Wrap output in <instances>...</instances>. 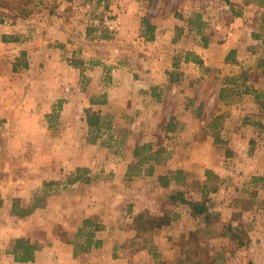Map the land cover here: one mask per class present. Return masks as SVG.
I'll return each mask as SVG.
<instances>
[{
  "label": "crops",
  "instance_id": "crops-1",
  "mask_svg": "<svg viewBox=\"0 0 264 264\" xmlns=\"http://www.w3.org/2000/svg\"><path fill=\"white\" fill-rule=\"evenodd\" d=\"M161 2L48 0V10L36 16L0 23V120H9L12 114L17 119L27 105L39 102L48 103L45 115L35 108L39 120L49 121L58 113L62 120L80 119L87 124L89 109L100 118L98 138L111 142L107 148L111 154L122 155L109 162L108 176L92 184L93 189L101 185L104 193L78 195L89 213L86 218H99L104 226L96 234L102 242L98 248L78 254L74 242L54 239L39 242L34 261L17 262L12 250L27 232L1 222L0 264H160V260L187 264L186 249L193 251L203 241L211 245L214 239L222 244L214 247L216 264H264V113L258 100L264 96L263 19L262 32L254 30L247 36L233 27L224 39L213 35L204 39L205 44L193 35L188 36L194 43L188 44L185 34L180 37L156 28L151 40L144 33L136 37L147 49L132 57L131 66L120 59L113 65L110 55L84 58V41L108 45L117 41L109 30L108 37L91 36L95 22L86 20L82 11L93 14L105 8L101 16L108 14L110 25L119 24L118 30H124L125 22L135 15L134 5ZM64 55L67 59L61 61ZM39 60L45 62L44 68L37 66ZM74 60L80 65H73ZM204 69L211 74L193 81L192 75L203 74ZM34 91L40 92L36 100ZM54 103L59 104L58 110ZM198 106H203V119ZM131 134L135 143L126 148ZM141 137L146 138L142 143ZM94 168L102 172L107 167L95 159ZM7 186L0 183V214L13 218V202L23 201V196L10 197ZM177 192L189 202L204 201L208 218L171 201ZM124 207L128 224H113ZM43 211L37 209L32 216ZM140 214L167 215L172 221L152 231L151 242L142 245L132 227ZM185 218L194 227L186 222L184 245L176 237L185 228ZM16 219L19 223L29 217ZM227 224L238 227L248 244L240 247L221 236ZM78 229L66 231L74 238ZM133 239L137 242L132 245L142 249L131 254V244L125 245Z\"/></svg>",
  "mask_w": 264,
  "mask_h": 264
},
{
  "label": "rangeland",
  "instance_id": "rangeland-1",
  "mask_svg": "<svg viewBox=\"0 0 264 264\" xmlns=\"http://www.w3.org/2000/svg\"><path fill=\"white\" fill-rule=\"evenodd\" d=\"M5 1L9 2L13 7L19 6L32 12V15L29 17H17L16 20H26L38 15L44 9L48 10V0ZM205 2L209 6H206ZM228 2L235 5L236 10L242 13V17L235 18V16L232 15ZM252 4L253 2L249 0H162L161 3L157 4L150 3L144 6L134 5L132 11L135 12L133 13L135 15L130 16L125 22L124 30H118L119 26L122 28L119 24L116 26L110 25L111 20H109L110 16L108 14H105L106 16L104 15L103 17L101 16L103 11L104 13L106 12L105 8H102V6V11L99 10V13L96 12L91 14L86 13V10H84L81 13L83 16L87 17L86 20L95 22V25H93L95 27L91 26L93 28L91 36L105 35L102 32V30L105 29L115 33L117 41L116 43L113 42L112 45H108V43H96L93 40L84 41L83 48L87 53L84 58L88 59L92 54H99V56H104V58L106 57L105 55H110L114 57L113 65L118 62L117 59H120V62H125L131 66L132 57H134V55H143L144 51L147 49L146 44H142V41L136 40L138 35L143 33L144 35L146 34L147 27L144 24L142 25L143 21H147L155 27L153 32L151 34L147 33L146 36H154L156 28H160V30L165 33L171 32L180 37L185 34L184 40L188 39V44L194 43L192 37L188 35L195 36L196 40H199V42L201 41V44H205L204 39L213 35L221 38L220 40L224 39V35L233 31V27L235 29L239 28L240 31L245 32L247 36L255 31L262 32L263 25L261 20L264 18V6L258 9ZM94 10L96 11V9ZM192 13H200L202 17H205L204 22L207 26L201 35L195 30H191L187 25ZM15 14V11L8 13L9 16H5L4 20L14 22L15 19H13V17ZM40 16L42 17V14ZM100 21H102V23H100ZM182 43H186V41ZM118 47H120V50H118ZM46 56L48 59V52ZM43 59L46 58L44 57ZM66 59L65 55L60 58L61 61H65ZM229 59L233 60V53H230ZM38 62L37 66L44 68L45 62H40V60ZM75 63L76 66L80 65L79 62L74 60L73 65ZM39 64L41 65L39 66ZM210 74L211 71L205 72L204 69L203 74H193L192 80H205L206 78L204 75L208 76ZM32 94L34 95L32 99H35L40 95V92L38 94L34 91ZM53 100H55L54 102L58 101V99ZM38 103L27 105L26 111L20 113L17 119L14 117V114H12L9 120H0V183L8 185L6 188H9L10 197L16 195L23 196V201L20 199L14 200L13 205L17 202L20 208H30L34 199L38 196L42 204V208L40 209H45V211L36 216H32V213L28 216V220H22L19 221V223L16 218L27 219V217L20 218L14 215L13 218H10L8 214L3 213L2 215L0 214V224L2 222L4 223L2 225L13 228L16 226L25 228L27 232V237L25 239L35 241L34 243L37 245L41 243L42 245L50 243L54 239L74 242L73 246L75 248V253H77V244H84L86 239L84 237L78 238V234L76 237L72 238L66 230L74 232V230L82 226L83 220L89 216V213L84 209L86 205L78 200V195H96L104 193L105 189L101 185L93 189L94 186L92 184L99 182L101 177L108 176L110 170H112L109 166V162L112 161L111 163H114V161L119 159L122 155L111 154L110 151L107 150L111 142L98 138V135L101 133H98L100 128L92 129L80 119L65 121L57 116L58 113H54L55 115L49 121L44 118L39 120L38 115L34 112L35 108L38 109L40 107L41 114L45 115L48 111V103L42 106L37 105ZM53 107H55L56 110L60 108L59 104L56 103H54ZM198 107L201 109L198 115L200 119H203V106ZM207 117L208 116H206V118ZM160 126L162 127L163 125L160 124ZM104 129H106V127H104ZM145 140L146 138H140L141 143ZM134 143L135 138L131 134L125 142L126 148L133 146ZM99 144L101 147H99ZM95 159L98 161L99 165H105L107 168H104L102 172L96 170V168H94V171L91 170L93 169ZM78 170H87V174L85 175L90 179V182L81 183L88 185V188L85 186L69 187V185H72L68 183L69 180L79 174ZM42 176H48V179L43 180ZM18 181L24 184L18 183V185H16L15 183ZM10 201L11 200H8L6 203L9 204ZM126 209L127 208L124 207L118 211V216L112 221L113 224H118V226L128 224L127 218L125 217ZM93 221L103 225L100 223L99 218H93ZM186 222H188V225ZM183 224L185 228L176 238L179 244L185 245L188 229L194 227V225H191L187 219ZM186 225L189 228H187ZM88 231L89 229L85 231V234ZM151 233L152 231H143L139 233L138 240L142 245L143 243L146 244L145 242H148V240L151 242ZM39 242L41 243L39 244ZM141 244L140 246H142ZM220 245L222 246L218 240L214 239L211 245L207 246L203 241L193 251H191V249H186L184 257L188 261L187 264H216V249L214 247L217 246L219 248ZM138 251L137 248L129 250L131 254L137 253ZM181 252H183V250H181ZM173 255L174 254L170 253V257ZM159 262L160 264H168V262L163 260Z\"/></svg>",
  "mask_w": 264,
  "mask_h": 264
},
{
  "label": "trees",
  "instance_id": "trees-1",
  "mask_svg": "<svg viewBox=\"0 0 264 264\" xmlns=\"http://www.w3.org/2000/svg\"><path fill=\"white\" fill-rule=\"evenodd\" d=\"M250 2L255 3L259 7L264 6V0H249ZM228 5L230 6V9L232 11L233 16L235 17H242V13L238 12L236 10L235 5L231 4L228 2ZM15 11L16 14L13 17V19L16 20V18H27L30 15H32V12L30 10H26L22 7L19 6H11L9 2H6L5 0H0V23L4 21L5 16H9L8 13ZM264 22V18H263ZM102 23V21H100ZM145 25L146 28V34H151L153 30L155 29L154 26H152L149 22H142V25ZM188 26L191 30H195L199 35H201L206 28V23L203 20V17L200 13H193L191 18L188 20ZM91 30L89 31V34H91ZM102 32L105 35H102L103 37H108L109 35L106 34L108 31L103 29ZM145 34V35H146ZM101 36V37H102ZM150 40L153 39V36H147ZM200 66H202L201 62H198ZM76 65V63L74 64ZM16 69V68H15ZM173 81V80H172ZM258 100L261 102V108L262 112L264 113V96L261 97L258 96ZM86 115H87V124L90 128L92 129H98L100 128V118L99 116L93 112L92 110H86ZM77 176L74 178H71L69 180V184H75L78 182H83V183H89L90 179L86 177L85 174H87V170H78ZM83 173V174H80ZM171 201H179L180 203L189 206L193 213L195 215H204L205 217L208 218L209 210L205 206V202H189L187 200H184L182 197V193L177 192L173 194L170 197ZM41 199L40 197L36 196L34 199L32 205L30 208H20L16 202L13 205V213L20 217V218H25L34 213L37 209L42 208V204L40 203ZM171 218L169 216H162V217H153V216H147L145 214H140L137 215L134 218L133 221V229L139 233L143 231H154L161 229L164 226H168L171 223ZM89 229L88 232L85 231ZM104 229L103 225L97 224L96 222L93 221V218H86L83 220L82 226L79 228L78 232V238L84 237L86 240L84 244H77V253H87L89 252L92 248H98L102 242L98 239H96V233L99 231H102ZM223 237H228L230 241H232L234 244H238L240 247L245 246L248 244V238L243 234V232L238 228L234 227L232 224H227L224 226L223 231L220 234ZM137 239L129 240L127 241L125 246H128L131 244V248L129 249H135L136 247L133 246L132 244L136 243ZM139 245V243H138ZM41 247L37 244L31 243L29 239L25 238H20L16 240L15 247L12 250V254L15 255L16 261L21 262V263H27V262H32L35 259V253L38 251ZM142 248H137V250H141ZM215 264V263H214Z\"/></svg>",
  "mask_w": 264,
  "mask_h": 264
}]
</instances>
